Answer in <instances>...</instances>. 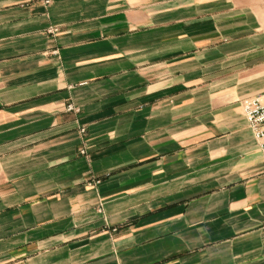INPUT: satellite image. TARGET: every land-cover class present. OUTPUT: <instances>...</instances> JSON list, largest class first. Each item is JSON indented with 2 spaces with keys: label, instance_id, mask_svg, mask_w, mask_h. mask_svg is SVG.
<instances>
[{
  "label": "crops",
  "instance_id": "0c3cea01",
  "mask_svg": "<svg viewBox=\"0 0 264 264\" xmlns=\"http://www.w3.org/2000/svg\"><path fill=\"white\" fill-rule=\"evenodd\" d=\"M263 95L264 0H0V264H264Z\"/></svg>",
  "mask_w": 264,
  "mask_h": 264
},
{
  "label": "built area",
  "instance_id": "2783aa9c",
  "mask_svg": "<svg viewBox=\"0 0 264 264\" xmlns=\"http://www.w3.org/2000/svg\"><path fill=\"white\" fill-rule=\"evenodd\" d=\"M241 109L248 130L257 142L264 162V95L243 100ZM69 110L72 108L69 107Z\"/></svg>",
  "mask_w": 264,
  "mask_h": 264
}]
</instances>
